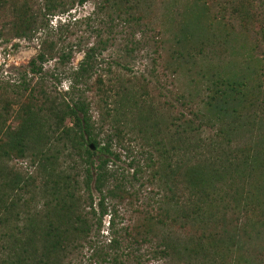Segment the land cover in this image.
Returning <instances> with one entry per match:
<instances>
[{
    "label": "rangeland",
    "instance_id": "374dc122",
    "mask_svg": "<svg viewBox=\"0 0 264 264\" xmlns=\"http://www.w3.org/2000/svg\"><path fill=\"white\" fill-rule=\"evenodd\" d=\"M91 47L84 96L100 139L121 132L112 169L122 172V199L100 222L91 191L93 210L76 211L89 229L60 264H112L115 255V264H264V0H0V193L15 205L0 206V257L31 237L40 252L49 225L69 224L58 219L65 191L54 185L79 174V158L59 137L72 119L56 129L48 107L66 97ZM40 52L48 55L34 74ZM39 109L45 119L16 149ZM113 239L119 248L108 250ZM86 240L108 261L91 257Z\"/></svg>",
    "mask_w": 264,
    "mask_h": 264
},
{
    "label": "trees",
    "instance_id": "16d2710c",
    "mask_svg": "<svg viewBox=\"0 0 264 264\" xmlns=\"http://www.w3.org/2000/svg\"><path fill=\"white\" fill-rule=\"evenodd\" d=\"M84 2L85 0H79L80 4H83ZM43 49H45V47H43ZM96 50L97 48L91 47L84 54L78 68L70 72L68 76L69 90L66 97L58 103H55V100H50V106L48 107V110H50L51 113L53 112V115L56 116V129H59L61 126L60 123L63 117H70L72 119V128L59 129V137H62L63 140L70 137V140L72 141V150H76V153L73 155L79 158L77 166H79L78 168L80 172L75 178H72V180L71 176L68 177L67 175L63 176L64 178L58 177L59 180L56 181L54 185V189L63 187V190L65 191L64 196L56 200L57 209L63 215L58 219L68 221V225H71V228H66L68 225L64 226L63 224H58L59 226L56 227H54V225H49L47 227L48 235H46V238H43L42 240V237H40L38 239L42 248L40 252L35 246L36 239L31 237L22 242H18V244L21 245L19 252L12 254L10 250L8 253L3 254V257H0V264H60L61 261L66 258L68 247L77 241L73 238L74 234L80 233L83 230L82 225L85 224V217L81 214H77L76 211L82 204L85 205L86 203L88 204V207L93 210L91 191H95L98 194L97 207L99 210V218L97 220H100V222L103 216L108 213V203L116 198L122 199L121 196H119L120 191H123V182L121 181L122 172L118 173V170L114 171L112 169L113 163L120 160V154L113 149L112 138H119L121 136V132H116L114 134L106 133L103 135V138L100 139V134H102L103 131L99 129V124L92 121L90 108L84 96L85 91L88 89V80L92 76L96 67ZM134 50L135 48L133 47L126 48L127 53H132ZM46 55H48V53L40 52L37 54L36 58L31 61L30 64L32 65V73L37 74L41 72V68L36 67L35 62H43L46 60ZM71 57L70 52L67 54L63 53L60 55V60H71ZM24 89L26 90V87ZM30 91L32 92V90ZM239 94L241 95V93ZM39 111L38 113H35L34 116L27 117L23 126L24 128L20 131L23 132L21 133L22 137H20V139L16 142V149L23 150L24 147H26L23 142H26V140L30 138V135H32V132L37 130L36 124L45 119L40 115L42 109H39ZM30 112L31 110L29 109L28 114H30ZM197 129L198 128H196V130ZM57 131L54 133H57ZM1 134L2 133L0 132V135ZM2 142L3 140L0 138V143L2 144ZM2 146L0 145L1 149H3ZM90 146H92L94 150H90ZM2 154H4V152L1 153V155ZM94 157L97 159L96 163L94 161ZM128 166L134 171V174L141 173L142 171L139 160H136L135 158L130 160ZM20 182L21 180H14L11 183L13 187H10V184H8V188L13 190L14 187H19ZM28 184V180H25L24 187H28ZM82 190L88 192L87 199L81 194ZM0 206H2L4 210L8 211L11 208H14L15 205L8 199L4 200L0 193ZM115 206L116 205H113V207ZM72 215L75 216V219ZM115 215L116 211L114 210V214H111L109 219V226L114 225ZM1 222L7 225L8 218H4L3 220L0 219V223ZM75 223H78V226ZM85 226L86 229H89L87 224H85ZM87 233L88 232L85 234ZM85 242L89 244V247L93 251L91 257H100L101 262L103 263L108 261L107 256L109 255L107 253L102 254L101 249L92 245L90 240H86ZM117 248H119V242L113 239L112 243L108 247V250H116ZM122 253H124V251H122ZM129 254L130 252L125 255ZM116 259L117 255L114 256L111 263L115 264Z\"/></svg>",
    "mask_w": 264,
    "mask_h": 264
},
{
    "label": "water",
    "instance_id": "95a60500",
    "mask_svg": "<svg viewBox=\"0 0 264 264\" xmlns=\"http://www.w3.org/2000/svg\"><path fill=\"white\" fill-rule=\"evenodd\" d=\"M90 148H92V149H93V147H92V146H90Z\"/></svg>",
    "mask_w": 264,
    "mask_h": 264
}]
</instances>
